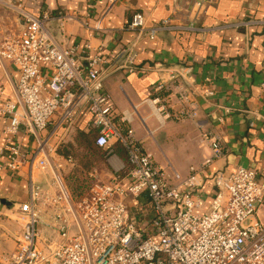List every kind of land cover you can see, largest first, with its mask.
Here are the masks:
<instances>
[{"label":"built area","instance_id":"built-area-1","mask_svg":"<svg viewBox=\"0 0 264 264\" xmlns=\"http://www.w3.org/2000/svg\"><path fill=\"white\" fill-rule=\"evenodd\" d=\"M119 1L109 0V10ZM212 1L193 0L196 16L187 23L167 18L148 27L143 14L136 12L128 28L152 41L163 33L255 26L262 27L264 36V20L199 28L197 19ZM0 8L15 11L23 22L18 34L9 35L0 47V62L11 63L19 72L13 97L0 85V118L7 122L0 173L4 168L12 172L27 166L30 170L52 168V156L62 145L65 131L74 128L84 109L91 116L89 128L96 146L106 149L112 141L119 143L129 164L107 182L91 183L77 200L57 174L46 187L32 184L30 199L18 208L23 229L16 238V250L0 253V264H264V223L257 218L264 205V178L258 170L239 166L232 172L205 175V169L225 154L220 136L206 131L202 140L211 154L204 163L192 167L184 178L169 173L145 151L126 120L116 118L105 87L111 74L106 58L93 54L90 44L58 43L49 29L50 14L34 16L11 0H0ZM60 31L64 33L63 22ZM124 53L132 73L136 55L131 49ZM155 91L146 103L159 123L196 119L199 103L183 82H161ZM171 95L181 109L170 106ZM201 95L210 98L214 90L207 87ZM25 136L33 139L30 149L22 144ZM57 137L61 142L52 144ZM112 153L110 149L108 157ZM67 160L74 163L72 157ZM207 183L212 184L213 196L203 211L202 191ZM142 195L148 196L152 217L148 223L137 224L130 219L127 202ZM4 207L0 199V212Z\"/></svg>","mask_w":264,"mask_h":264},{"label":"crops","instance_id":"crops-1","mask_svg":"<svg viewBox=\"0 0 264 264\" xmlns=\"http://www.w3.org/2000/svg\"><path fill=\"white\" fill-rule=\"evenodd\" d=\"M26 12L41 17L50 14L49 29L54 39L64 46L90 44L93 54L108 60L110 76L105 87L111 96L118 120H126L135 138L146 152L169 173L187 177L192 167H200L211 154L203 142L206 131L217 133L224 156L205 169V175L218 170L235 171L243 166L256 169L264 178V36L262 27L212 30L195 33H163L155 40L128 28L136 12L143 14L147 26L174 18L179 23L192 21L196 16L193 0H120L109 10V0H11ZM7 17H10V15ZM264 20V0H213L199 15V28L214 29L226 24L247 20ZM23 27L22 18L14 19ZM64 23V33L60 31ZM136 55L134 71L129 72L125 50ZM80 62L86 61L79 56ZM19 72L8 62H0V85L13 97V85ZM183 82L192 92L199 110L194 120L159 123L146 100L156 94L161 83ZM207 79L211 83H207ZM208 88L214 96L201 93ZM172 94V93H171ZM170 106L181 109L173 95ZM91 116L82 110L72 130L65 131L63 143L80 142L91 131ZM7 122L0 118V147L5 143L3 129ZM94 133V132H93ZM64 135V132L62 131ZM61 134V135H62ZM90 139V138H89ZM90 141H93L91 138ZM57 137L52 144L58 145ZM25 148H32L33 139L25 136ZM107 166L113 174L125 167L127 153L119 143L111 142ZM4 159H0V164ZM52 168L23 167L18 172L4 168L0 173V199L5 207L0 212V253L16 250V238L23 224L18 208L30 199L32 184L46 187L54 174L59 175L69 192L65 178L78 165L69 163L57 152L51 159ZM113 164L114 169L111 167ZM94 169V168H93ZM92 174L93 171H90ZM204 175V176H205ZM70 193V192H69ZM213 196L211 183L205 184L202 197L207 211ZM131 221L148 223L152 217L147 195L129 199ZM257 218L264 223V207Z\"/></svg>","mask_w":264,"mask_h":264},{"label":"trees","instance_id":"trees-1","mask_svg":"<svg viewBox=\"0 0 264 264\" xmlns=\"http://www.w3.org/2000/svg\"><path fill=\"white\" fill-rule=\"evenodd\" d=\"M95 137L93 131H89L80 142H77L74 138V142L69 141L63 143L58 148L59 153L66 158L72 157L73 161L78 164L67 177L69 192L71 197L75 200L80 199L89 188L91 182L89 174L98 163L97 158L100 157L103 158V160H107L108 158L110 148L105 149L97 147L95 144ZM91 138L93 141H90ZM121 147L125 150L122 145ZM125 165H129L128 156Z\"/></svg>","mask_w":264,"mask_h":264},{"label":"rangeland","instance_id":"rangeland-1","mask_svg":"<svg viewBox=\"0 0 264 264\" xmlns=\"http://www.w3.org/2000/svg\"><path fill=\"white\" fill-rule=\"evenodd\" d=\"M5 1H10V0H5ZM3 9L0 10V47L2 46V42L5 41V39L9 37V35L18 34L20 30L19 26L14 21V19L18 18V14L15 11L7 10V9L3 10ZM7 15L8 16L10 15V17H7ZM97 160L98 163L96 164V166H94V169L92 170L93 171L92 174L95 177L92 179L90 178L91 179L90 185L91 183L93 184L99 182H107L113 174L112 173L113 171L111 170L110 166H107V160H103V158L100 157L97 158ZM65 181L68 183L67 177L65 178Z\"/></svg>","mask_w":264,"mask_h":264}]
</instances>
